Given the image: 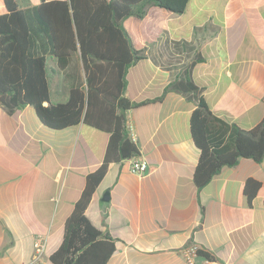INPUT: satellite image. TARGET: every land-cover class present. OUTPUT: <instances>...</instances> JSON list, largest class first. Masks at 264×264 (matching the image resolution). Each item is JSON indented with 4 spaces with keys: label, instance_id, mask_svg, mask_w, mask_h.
I'll return each instance as SVG.
<instances>
[{
    "label": "crops",
    "instance_id": "0c3cea01",
    "mask_svg": "<svg viewBox=\"0 0 264 264\" xmlns=\"http://www.w3.org/2000/svg\"><path fill=\"white\" fill-rule=\"evenodd\" d=\"M20 6L40 4L17 0ZM51 1V0H46ZM5 11L0 0V13ZM126 26L146 58L128 70L126 95L153 99L192 65L213 112L251 129L264 116V0H190L183 13L153 8ZM51 102L66 101L69 85L50 58ZM197 102L168 92L127 111V125L148 162L143 175L128 160L111 162L86 213L115 242L107 264H264V159L225 166L201 189L193 176L200 157L190 126ZM110 134L84 122L52 129L33 106H0V264H53L51 254L85 187L102 164ZM249 178L261 182L252 204ZM44 243L35 261V242Z\"/></svg>",
    "mask_w": 264,
    "mask_h": 264
},
{
    "label": "trees",
    "instance_id": "16d2710c",
    "mask_svg": "<svg viewBox=\"0 0 264 264\" xmlns=\"http://www.w3.org/2000/svg\"><path fill=\"white\" fill-rule=\"evenodd\" d=\"M189 1L41 0L22 7L17 0H3L0 106L9 113L33 106L43 124L52 129L84 122L110 134L102 164L87 175L81 196L66 219L63 241L50 256L53 264H107L115 252L114 240L93 224L86 210L110 163L140 154L127 125V111L134 107L160 101L171 91L191 95L197 102L190 126L200 150L193 176L198 189L223 167L235 166L242 158L264 159V116L246 129L216 115L201 95L192 65L158 97L137 102L126 95L129 68L146 58V50L136 46L126 21L142 20L153 8L180 14ZM52 57L70 88L66 101L58 103L51 102ZM260 187L257 179L246 181L249 204ZM198 254L213 259L202 249Z\"/></svg>",
    "mask_w": 264,
    "mask_h": 264
},
{
    "label": "built area",
    "instance_id": "2783aa9c",
    "mask_svg": "<svg viewBox=\"0 0 264 264\" xmlns=\"http://www.w3.org/2000/svg\"><path fill=\"white\" fill-rule=\"evenodd\" d=\"M129 162L130 170L138 175H143L148 169V162L146 159L135 156L127 159ZM44 251V243L41 240L35 242V261H38ZM198 254V248L196 246H190L186 251L187 261L191 264L196 263Z\"/></svg>",
    "mask_w": 264,
    "mask_h": 264
},
{
    "label": "rangeland",
    "instance_id": "374dc122",
    "mask_svg": "<svg viewBox=\"0 0 264 264\" xmlns=\"http://www.w3.org/2000/svg\"><path fill=\"white\" fill-rule=\"evenodd\" d=\"M33 1V0H32ZM35 2L37 1V2H40L41 0H34Z\"/></svg>",
    "mask_w": 264,
    "mask_h": 264
}]
</instances>
